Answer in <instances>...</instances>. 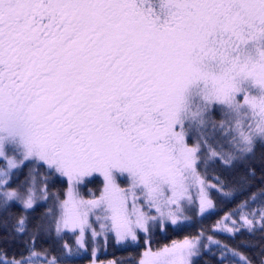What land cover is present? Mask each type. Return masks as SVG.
Here are the masks:
<instances>
[{
  "label": "snow or ice",
  "instance_id": "snow-or-ice-1",
  "mask_svg": "<svg viewBox=\"0 0 264 264\" xmlns=\"http://www.w3.org/2000/svg\"><path fill=\"white\" fill-rule=\"evenodd\" d=\"M0 264H264V0H0Z\"/></svg>",
  "mask_w": 264,
  "mask_h": 264
}]
</instances>
